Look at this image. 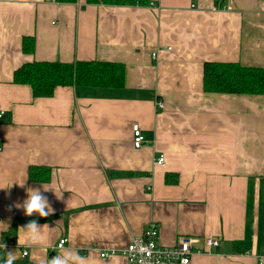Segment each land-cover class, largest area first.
Here are the masks:
<instances>
[{
	"label": "crops",
	"instance_id": "1",
	"mask_svg": "<svg viewBox=\"0 0 264 264\" xmlns=\"http://www.w3.org/2000/svg\"><path fill=\"white\" fill-rule=\"evenodd\" d=\"M146 2L0 0V264L5 251L19 257L13 264H41L64 249L85 264H128L127 243L151 221L162 245L194 240L189 264L264 256V95L203 87L205 62L264 68V0ZM24 37L34 39L31 53ZM77 60L122 62L124 86H57L33 97L13 82L25 63ZM138 123L147 144L135 148ZM36 166L50 169L47 181L30 180ZM169 172L177 182L165 183ZM32 188L51 215L16 207ZM32 220L40 241L21 247Z\"/></svg>",
	"mask_w": 264,
	"mask_h": 264
},
{
	"label": "trees",
	"instance_id": "2",
	"mask_svg": "<svg viewBox=\"0 0 264 264\" xmlns=\"http://www.w3.org/2000/svg\"><path fill=\"white\" fill-rule=\"evenodd\" d=\"M77 0H57L75 3ZM87 4L134 5L148 4L146 0H86ZM23 51L32 52L33 37L22 39ZM204 90L207 92L264 95V68L241 66L235 62L210 61L203 64ZM125 65L112 61L77 62H30L18 67L13 73V82L28 84L33 97L52 96L57 86L122 88L124 86ZM50 169L30 167L28 177L33 182L49 179ZM178 175L167 173L165 183L177 182Z\"/></svg>",
	"mask_w": 264,
	"mask_h": 264
},
{
	"label": "built area",
	"instance_id": "3",
	"mask_svg": "<svg viewBox=\"0 0 264 264\" xmlns=\"http://www.w3.org/2000/svg\"><path fill=\"white\" fill-rule=\"evenodd\" d=\"M152 56L156 57V52H152ZM158 108H163L162 100H158L156 103ZM3 112H0V116ZM132 129V143L135 148H139L145 144V136L143 135L142 128H140L139 123L133 124ZM3 149L0 144V150ZM156 164L164 165L165 158L162 154L157 156L155 159ZM141 236H134L127 243L126 248L123 251L124 257L128 264H189L191 262L190 258L193 254L192 247L190 245L193 239L188 237L180 239L177 243L172 246H165L159 242V231L158 225L154 221L148 223ZM68 239L62 238L56 244V248L62 249L65 247ZM205 244L210 247H216L219 245V239L213 237H207L205 239ZM90 248L83 247L85 254L89 252ZM115 253L114 249L111 252H100L101 257H108ZM28 251L24 250L23 256H26ZM264 256H260L259 264H263Z\"/></svg>",
	"mask_w": 264,
	"mask_h": 264
},
{
	"label": "clouds",
	"instance_id": "4",
	"mask_svg": "<svg viewBox=\"0 0 264 264\" xmlns=\"http://www.w3.org/2000/svg\"><path fill=\"white\" fill-rule=\"evenodd\" d=\"M23 187L24 180L19 183ZM3 188V187H0ZM49 188H45L47 191ZM57 198H60V194L55 192ZM17 208H22L23 214L26 216H32L34 213L40 217H47L54 212V209L49 204L46 196H44L39 189H28L27 198L21 203L16 205ZM40 225L35 220L29 221L22 230H24L25 238L23 242L18 240L21 247H31L38 244L40 241ZM6 245L0 243V248L6 249ZM7 260L4 264H13V261L19 257L15 256L12 251H5ZM41 264H85L84 257L80 256L77 251L71 249H64L60 255H55L49 260L42 261Z\"/></svg>",
	"mask_w": 264,
	"mask_h": 264
}]
</instances>
